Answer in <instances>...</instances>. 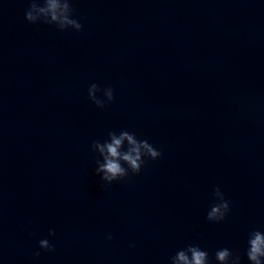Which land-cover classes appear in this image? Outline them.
I'll use <instances>...</instances> for the list:
<instances>
[{
  "label": "water",
  "instance_id": "95a60500",
  "mask_svg": "<svg viewBox=\"0 0 264 264\" xmlns=\"http://www.w3.org/2000/svg\"><path fill=\"white\" fill-rule=\"evenodd\" d=\"M28 7L0 0V264H170L188 244L209 264L224 247L250 264L248 233L264 231V0H72L81 31L29 23ZM93 82L114 89L104 108ZM122 129L162 156L105 188L91 144ZM217 186L231 201L218 223Z\"/></svg>",
  "mask_w": 264,
  "mask_h": 264
},
{
  "label": "clouds",
  "instance_id": "9594fccd",
  "mask_svg": "<svg viewBox=\"0 0 264 264\" xmlns=\"http://www.w3.org/2000/svg\"><path fill=\"white\" fill-rule=\"evenodd\" d=\"M29 7L25 10L27 22L54 25L58 30L81 31L82 23L74 18L72 0H28ZM102 92L103 97L97 93ZM88 98L98 108H104L115 99L114 89L104 87L98 83H91L88 87ZM93 152L98 153L95 160V173L103 181V187L110 186L115 181H122L131 175L139 174L147 160H157L162 152L147 139H139L134 132L122 129L119 132L110 130L107 139L101 142L94 140L91 144ZM215 202L210 206L206 219L211 222L223 221L230 211L231 201L225 198L224 193L217 186L213 189ZM49 236H55V230L49 229ZM29 235H33L30 233ZM107 240L113 239L111 233L106 235ZM245 255L250 264H264V231L253 229L248 233ZM39 249L54 251L55 245L47 238L38 241ZM134 246V245H133ZM217 264H241L239 252H233L224 247L215 251ZM40 251L34 252L39 257ZM170 264H209V253L199 245L188 244L171 256Z\"/></svg>",
  "mask_w": 264,
  "mask_h": 264
}]
</instances>
